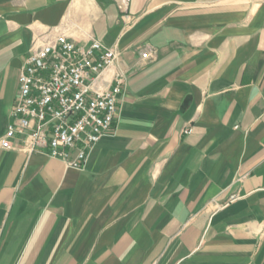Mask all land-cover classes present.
Returning a JSON list of instances; mask_svg holds the SVG:
<instances>
[{"label": "crops", "instance_id": "0c3cea01", "mask_svg": "<svg viewBox=\"0 0 264 264\" xmlns=\"http://www.w3.org/2000/svg\"><path fill=\"white\" fill-rule=\"evenodd\" d=\"M59 36L119 52L116 122L83 171L0 145V264H264V0H0V141Z\"/></svg>", "mask_w": 264, "mask_h": 264}, {"label": "built area", "instance_id": "2783aa9c", "mask_svg": "<svg viewBox=\"0 0 264 264\" xmlns=\"http://www.w3.org/2000/svg\"><path fill=\"white\" fill-rule=\"evenodd\" d=\"M118 57L116 48L94 41L85 49L65 36L34 46L22 69L17 103L1 147L11 150L13 140L21 136L29 152L47 151L83 171L90 153L116 122L125 78L116 76L104 90L97 84ZM142 57L152 55L147 51Z\"/></svg>", "mask_w": 264, "mask_h": 264}]
</instances>
